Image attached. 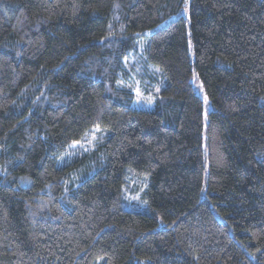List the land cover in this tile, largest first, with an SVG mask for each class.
<instances>
[{"label": "trees", "instance_id": "1", "mask_svg": "<svg viewBox=\"0 0 264 264\" xmlns=\"http://www.w3.org/2000/svg\"><path fill=\"white\" fill-rule=\"evenodd\" d=\"M0 264H264V0H0Z\"/></svg>", "mask_w": 264, "mask_h": 264}, {"label": "rangeland", "instance_id": "2", "mask_svg": "<svg viewBox=\"0 0 264 264\" xmlns=\"http://www.w3.org/2000/svg\"><path fill=\"white\" fill-rule=\"evenodd\" d=\"M130 79L131 80L128 82L123 81L121 85L124 87L131 88L134 91V93L137 96V103L139 106L152 108L154 105L156 96L154 94L144 93V91L140 89L139 79L137 78L135 72H131ZM194 83H195L196 90L199 91V93H201L205 101H207V97L204 94L203 90L201 89L200 83L197 81L196 78H195ZM208 108L209 106L206 105V109ZM101 134L103 133L100 130L94 131L93 133L90 134V136L86 140L74 143L72 145V148L75 147L76 149H79L80 151L81 150L90 151L91 149L96 148ZM70 151L71 149L64 155L63 160H62L63 162H71L79 157L78 155L79 152L77 150L72 153ZM134 200H136V202ZM132 203L131 205H129V208H132L138 211H148L149 210L147 201L143 198L137 197L136 199H133Z\"/></svg>", "mask_w": 264, "mask_h": 264}]
</instances>
